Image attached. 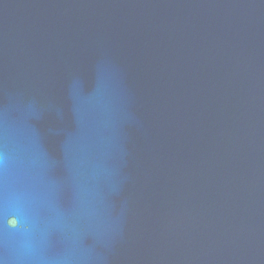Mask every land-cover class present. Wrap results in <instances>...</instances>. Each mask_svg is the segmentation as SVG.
Masks as SVG:
<instances>
[{
  "label": "water",
  "instance_id": "obj_1",
  "mask_svg": "<svg viewBox=\"0 0 264 264\" xmlns=\"http://www.w3.org/2000/svg\"><path fill=\"white\" fill-rule=\"evenodd\" d=\"M0 264H264V0H0Z\"/></svg>",
  "mask_w": 264,
  "mask_h": 264
}]
</instances>
